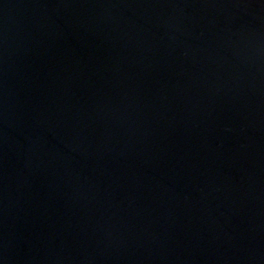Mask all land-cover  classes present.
<instances>
[{
	"label": "water",
	"instance_id": "obj_1",
	"mask_svg": "<svg viewBox=\"0 0 264 264\" xmlns=\"http://www.w3.org/2000/svg\"><path fill=\"white\" fill-rule=\"evenodd\" d=\"M0 264H264V0H0Z\"/></svg>",
	"mask_w": 264,
	"mask_h": 264
}]
</instances>
